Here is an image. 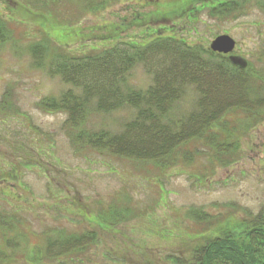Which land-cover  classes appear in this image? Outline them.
<instances>
[{
    "label": "rangeland",
    "instance_id": "obj_1",
    "mask_svg": "<svg viewBox=\"0 0 264 264\" xmlns=\"http://www.w3.org/2000/svg\"><path fill=\"white\" fill-rule=\"evenodd\" d=\"M222 5L232 12L217 14ZM262 6L264 0H0L8 31L0 44V104L12 91L18 106L12 115L0 107V252L9 255L0 264H178L192 258L203 232L190 212L204 211L233 227L264 210V111L229 116L223 124L231 136L224 126L214 131L237 146L223 165L205 139L162 171L74 144L64 129L68 115L42 106L69 87L35 69L31 56L39 43L48 45L49 58L59 52L88 57L160 38L210 51L217 37L229 35L237 46L227 56L264 77ZM130 83L147 90L152 77L138 67ZM197 98L189 89L172 118L191 111ZM135 113H93L86 127L120 132ZM111 207L132 214L108 227L101 217ZM87 231L99 235L91 251L46 258L48 237Z\"/></svg>",
    "mask_w": 264,
    "mask_h": 264
},
{
    "label": "trees",
    "instance_id": "obj_2",
    "mask_svg": "<svg viewBox=\"0 0 264 264\" xmlns=\"http://www.w3.org/2000/svg\"><path fill=\"white\" fill-rule=\"evenodd\" d=\"M215 11L232 12L226 5ZM7 32L0 16V44L8 40ZM49 54L46 43L36 44L31 49L34 68L47 70L50 77L60 78L69 88L59 97L45 98L42 106L45 111L68 115L64 129L72 142L113 158L148 163L162 171L178 164L179 155L189 145L205 139L222 164L237 146L221 142V134L214 131L235 113L264 111V77L251 65L240 66L227 55L208 51L202 45L160 38L144 46L122 43L88 57L59 52L49 58ZM138 67L152 77L147 90L130 83ZM189 89L198 97L194 108L172 118ZM11 92L0 104L1 112L9 115L18 107L11 100ZM126 109L136 113L120 132L91 131L86 127L93 113L106 115ZM224 127L227 136L233 135L227 125ZM3 173L0 169V179ZM131 214L130 209L111 207L101 219L114 227ZM189 218L202 226L203 232L197 236L192 258H178V264H264V210L241 218L233 227H225L218 216L204 211H192ZM98 244L96 231L52 235L47 238L45 256L58 260L84 254ZM8 247L13 248L11 244ZM8 257L0 252L1 261Z\"/></svg>",
    "mask_w": 264,
    "mask_h": 264
},
{
    "label": "water",
    "instance_id": "obj_3",
    "mask_svg": "<svg viewBox=\"0 0 264 264\" xmlns=\"http://www.w3.org/2000/svg\"><path fill=\"white\" fill-rule=\"evenodd\" d=\"M236 44V41L229 35H222L214 40L211 48L217 53L230 54L235 50Z\"/></svg>",
    "mask_w": 264,
    "mask_h": 264
}]
</instances>
